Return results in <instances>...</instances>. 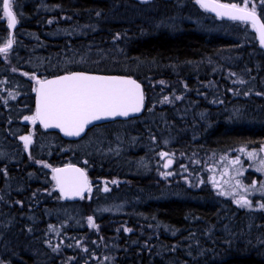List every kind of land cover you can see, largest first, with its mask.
<instances>
[{
    "label": "trees",
    "instance_id": "1",
    "mask_svg": "<svg viewBox=\"0 0 264 264\" xmlns=\"http://www.w3.org/2000/svg\"><path fill=\"white\" fill-rule=\"evenodd\" d=\"M216 1L243 5V0ZM147 3L133 0H13L12 6L19 15L9 52L17 53L19 58L0 64V71L4 73L3 79H0V113H6L7 118L17 125L18 132L26 131L28 123L24 125L19 121L23 117L21 112L32 116L33 96L29 92V82L21 76L22 73L16 72H32L34 68L27 70L25 67L33 64L36 76L40 78L66 73L59 67L63 58L68 56L66 47L69 44L76 48V53L84 46L90 49L91 44L110 53V43L116 37L118 42L123 38L117 45L124 52L123 60L113 65L117 70L105 71L108 65L101 64L93 66L91 70L72 68L69 72L123 74L139 83L147 82L144 108L136 119L94 127L86 135L95 128L103 133H111L109 126L116 127L113 131L115 134H133L141 139L147 132H156L163 125L159 120H154L153 124L145 122L150 95L163 94V89L172 86V91L177 94L182 90L188 91L181 106L164 112V130L168 137L173 138L177 150L187 154L194 147L201 152L204 147L218 151L264 145V53L250 39L247 45L238 47L236 37L204 35L185 20L180 21L178 29L154 33L146 25L147 20H140L144 15L141 5ZM257 4V16L264 23V4ZM45 7L58 8L59 11L54 12L81 23H96L98 17L107 21L99 24L98 31L84 37L69 41L66 38H53L47 35L46 20L50 13L45 12ZM191 7L187 5L180 9L173 0L167 1L159 6L162 10L159 15L148 13L146 18L163 23L177 13L182 19L190 17L193 12L198 14V7ZM135 10L138 13H133ZM124 11L128 13L124 14ZM135 16L140 19L131 24L127 22ZM233 23L231 26L238 25L237 22ZM7 35L0 6V46L7 40ZM32 48L37 49L38 57L30 60ZM2 54L5 53H0V57ZM120 68L123 70H118ZM225 76L226 82L237 79L247 83L245 92L238 86L239 81V88L234 84L230 86V83L226 85L227 95L233 94L235 99L231 106L235 104L242 114L250 115L245 122L237 115L222 124L220 116L214 114L217 110L213 107L212 99L221 98ZM210 81L213 82L211 86L208 85ZM201 83L207 85V89ZM208 89L212 94L193 99L195 92L207 94ZM15 95L19 98L15 99ZM205 96L210 99V117L204 112L208 111L205 109L208 103H204ZM200 112H204L203 120L198 118ZM206 119L211 124L208 128L205 126ZM2 124L0 122V128ZM119 125L130 126V129L117 130ZM33 140L27 159L19 150L16 160L5 165L9 170L8 175H0L2 263L264 264V214H250V222L246 226L245 214L234 211L225 202L222 204L227 209H223L220 200L213 199L209 190L189 192L186 197L159 198L163 188L156 182H149V176L130 177L127 174L126 157L107 160L82 157L93 169V172H85L88 178L113 179L118 183L117 190L112 188L115 198L131 202L130 206L126 205L123 215L112 218L108 215L96 216V234L88 233L79 221V215L84 213L80 201L61 202L54 190L50 172L38 165L44 162L55 167L69 162L84 170L76 151L81 140L63 141L54 133L42 132L37 125ZM7 145L3 143V146ZM70 153L74 157L67 155ZM130 155L134 158L136 153ZM124 180L131 184L128 192L119 183ZM224 224L230 225L228 235L221 231Z\"/></svg>",
    "mask_w": 264,
    "mask_h": 264
},
{
    "label": "rangeland",
    "instance_id": "2",
    "mask_svg": "<svg viewBox=\"0 0 264 264\" xmlns=\"http://www.w3.org/2000/svg\"><path fill=\"white\" fill-rule=\"evenodd\" d=\"M172 0H154L152 3H147L142 6L141 12L144 13L143 17L135 16L130 21H127L131 24V22L137 21V19L142 20V22L147 20L146 25L150 28V30L154 33L157 31H171L179 28V23L182 20L186 22H190L194 25L196 31L204 34V35H223L226 37H236L238 39V47L247 45L248 39H250L257 47V41L255 37V33L253 28L249 24L239 23L231 26L232 22L221 21L215 19L211 16L203 14L199 8L196 12H193L190 17L180 18L177 14L176 16H172L170 19L164 21L163 23L156 22L151 18H146L148 13H153V15L157 16L161 13V8L165 2ZM176 4L177 8H185L187 5L192 6L191 8H197L195 0H173ZM255 2V1H253ZM256 4H261L259 1L255 2ZM257 4V5H258ZM243 6V5H242ZM45 12L50 13L47 14L46 24H47V35L53 38H66L67 41L77 39V37H84L87 34H92L98 31L99 24L102 22H106V19L97 18V22H86L81 23L77 19L71 20V18L67 17L58 12H54L56 10L59 11L58 8H49L45 7ZM12 10L15 13L18 21L19 13L15 11V8L12 6ZM159 11V12H157ZM128 11H124V14H127ZM133 13H138L133 11ZM133 15V14H132ZM138 15V14H137ZM5 19V18H4ZM113 21V20H112ZM6 22V19H5ZM114 22V21H113ZM145 25V26H146ZM123 39V38H122ZM122 39L119 41L121 42ZM3 41L1 46H4ZM116 37H113V43H110V50L106 52L105 49L99 48L98 46L89 45L81 48L79 53L75 52V47H72L69 44L68 47V56L63 58L62 63L60 64L61 69H64L65 72H69V70L76 69H84L91 70L96 65L107 64L104 68L105 71L117 70L113 67V65H117L120 61L123 60L124 52L123 49H119V43ZM27 50V49H26ZM37 49L32 48L29 54V59L33 60L37 58ZM106 53V54H105ZM1 57L3 61H8L9 59H17L19 58L17 53L7 52L6 54H2ZM112 66V67H111ZM32 68L36 69L33 64H29V66L25 69L31 70ZM32 69V72H27L23 70L22 72H16L17 74L22 73V77H24L29 83L28 88L29 92L33 96V77L37 75L36 70ZM123 70V69H118ZM15 73V72H11ZM23 73L25 75H23ZM227 77L225 76V81ZM238 81L240 84L238 85ZM212 81L208 83V85H212ZM230 83V85H238L241 88L242 92H245V85L247 84L243 80H232L227 81L226 84ZM148 85V83H147ZM177 85H180L177 83ZM202 87L207 89V85L201 83ZM237 86V87H238ZM153 88V86H152ZM239 88V87H238ZM250 88V87H249ZM163 94L158 97L156 93H152L150 95V105L147 109V114L145 117L146 122L152 123L154 120H159L163 125L156 130V132H147L146 135L143 136V139L134 136L133 134L129 135H119L113 132L108 133L105 131L104 133L101 130L95 128L91 133L85 136L77 146L78 161L83 164L85 172L92 171L93 169L89 164L85 162L82 157H92L93 159L98 160H107L111 157L114 158H128V175L130 177H150L148 178L149 182H156L158 185L162 186L163 192L159 198H168L170 196H188L190 192H198L201 190H209L210 195L215 200H220L221 206L223 209H227L226 205H223L222 202H225L234 209V211H241L246 215V226L249 224L250 220L248 216L250 214H264V209L260 208L261 204H264V189L261 188V185H264V169L261 168V161L264 160V145L258 147H245L239 146L234 148H224L222 150H211L204 147L203 151H197V149H192L187 154L181 152L176 149L174 146V140L166 135L164 130L165 128V120L163 115L165 116L166 111L172 110L177 106H181V104L185 101V94L188 91L182 90L179 94L175 93L172 86H169L165 89ZM209 92L207 94H200L195 92L193 95V99L197 100L200 95L209 96L212 94L211 90L208 89ZM253 92V89L251 90ZM205 96V102L210 101L209 97ZM234 95H225L223 102H221V98L214 97L212 100L214 101L213 106L216 108V112L214 114L221 115L224 113V119L235 118L237 115L240 116L242 120H248V113L242 114L240 108L235 107V104L231 106V102L233 103L235 99H233ZM255 97H258L257 95ZM14 98H19L18 95H15ZM192 98V95H191ZM220 100V101H219ZM246 101V99H241ZM219 104L222 105V109H220ZM206 109L208 110L205 113L210 115V102L205 104ZM23 108V107H22ZM20 108V109H22ZM196 108V107H195ZM204 108V107H203ZM4 110V106L2 108ZM23 117L19 123H27L28 120L25 119L27 116L25 112H21ZM189 114V113H188ZM190 115V114H189ZM153 116H156L153 118ZM199 118L203 120V113L198 114ZM218 116V117H219ZM210 117V116H209ZM216 117V116H215ZM152 118V120H151ZM246 118V119H244ZM218 118L215 119L214 122L217 121ZM164 120V121H163ZM31 121V120H30ZM207 119L205 120V126L207 128L211 125L210 121L207 123ZM224 121V120H223ZM0 122H2V127L0 128V161L4 160L6 164L14 162L15 156L6 150V148L2 147L4 140H6L8 133H17L18 129L16 126L9 120L6 116L5 112L0 113ZM32 122V121H31ZM30 122L31 129V138L33 139L35 135L32 130L33 125ZM226 123V122H225ZM209 125V126H208ZM147 126V125H146ZM204 127V126H203ZM128 128V129H127ZM130 126L127 125H119L117 130H129ZM110 131H114L116 127L109 126ZM147 131V130H146ZM129 133V132H128ZM5 136V137H4ZM110 137V138H109ZM131 137V138H130ZM30 138V140H31ZM125 139V140H124ZM128 139V140H127ZM173 140V141H172ZM11 141V146L16 143L19 145V150L23 152L27 159V155L29 156V151L31 150L33 143L32 140L28 144V147L25 148V142L22 139H19L16 143ZM128 144V145H127ZM8 146V145H7ZM137 146V147H136ZM81 147V148H80ZM135 147V148H134ZM90 149V150H89ZM243 149V151H241ZM135 150V151H134ZM6 151V152H5ZM69 153L67 150H65ZM64 151V152H65ZM65 152V153H66ZM82 152V153H81ZM91 152V153H90ZM87 153V154H85ZM128 153V154H127ZM130 153H136L135 157L132 158ZM249 153H254V156H249ZM109 154V155H108ZM163 154V155H162ZM68 156L74 157L72 153L67 154ZM93 155V156H92ZM125 155V156H124ZM146 155V156H145ZM95 156V157H94ZM102 157V158H101ZM109 157V158H108ZM144 161V162H143ZM146 161V162H145ZM170 162V165L164 169V165L166 162ZM233 161H239L238 163H233ZM132 162V163H131ZM131 163V164H130ZM42 169L47 171H51L53 166L48 165L44 162H39L38 164ZM133 166V167H132ZM139 166V167H138ZM3 170V169H2ZM153 170V171H152ZM133 171V172H132ZM3 174L8 175L5 170L2 171ZM134 175H133V174ZM204 175H203V174ZM1 174V175H3ZM144 174V175H143ZM146 174V175H145ZM89 187L86 191V194L80 200V205H82V210L84 209V213L80 214L79 221L81 222L82 227L88 233H95L97 231V224L95 222V217L100 215H108L109 217H116L123 215L126 210V205H131V202H122L119 199H116L114 194L112 193V188L118 189V183L113 179L107 180H92L88 178ZM107 182V184H106ZM239 182V184H238ZM125 187V190L128 192L130 190L131 184L130 182L120 181ZM0 189L2 186L0 185ZM107 189V190H105ZM55 190V189H54ZM99 191V192H98ZM105 192V193H104ZM173 193V194H172ZM110 194V195H108ZM97 195V196H96ZM245 198L252 202L251 208H242L239 207L236 203L237 200L241 198ZM95 198V199H94ZM110 198V200H108ZM123 203V204H122ZM128 206V207H129ZM81 207V206H80ZM259 212V213H258ZM116 213V214H115ZM91 218V220H90ZM229 224H224L221 228V231L224 234L228 235L229 232ZM234 235V234H231ZM236 235V234H235ZM2 235H0L1 237ZM8 236V235H4ZM0 264H5L0 261Z\"/></svg>",
    "mask_w": 264,
    "mask_h": 264
},
{
    "label": "snow or ice",
    "instance_id": "3",
    "mask_svg": "<svg viewBox=\"0 0 264 264\" xmlns=\"http://www.w3.org/2000/svg\"><path fill=\"white\" fill-rule=\"evenodd\" d=\"M196 2L202 8L215 11L218 16L251 22L259 32L260 43L264 46V23L257 17L256 4L253 0H243V6L236 3L220 4L215 0H196ZM259 2L264 4V0ZM12 4L13 0H0L3 16L7 18L9 29L15 28L17 24ZM13 42L10 35L4 46L0 47V53L6 54ZM142 104L143 93L135 80L73 73L41 83L36 116H26L25 119L33 122L39 119L45 128H60L67 136H78L92 121L108 116H127L130 112H139ZM21 139L24 140V146L27 148L31 142L30 137L24 136ZM254 155L249 153L250 157ZM238 162L233 161V163ZM261 168L264 169V160L261 161ZM55 171L58 175L53 178L57 181L61 193L79 195L87 187L86 179H69L59 175L65 170L56 169ZM73 171L83 178L84 174L79 169H73ZM261 188L264 189V185H261ZM236 203L242 208L252 207V202L243 197ZM260 208L264 209V204H261Z\"/></svg>",
    "mask_w": 264,
    "mask_h": 264
},
{
    "label": "water",
    "instance_id": "4",
    "mask_svg": "<svg viewBox=\"0 0 264 264\" xmlns=\"http://www.w3.org/2000/svg\"><path fill=\"white\" fill-rule=\"evenodd\" d=\"M133 1L139 2V3H146V2H151L152 0H133ZM215 2L220 3V2H218L216 0H215ZM195 3L208 16H211V17L216 18V19L221 20V21H228V22L229 21H235V22H240V23H247V24H250L252 26L251 22H243V21H239V20H232V19L228 18L227 16H218L215 11L202 8L196 2V0H195ZM220 4H223V3H220ZM1 9H2V6H1ZM6 21H7V18H6ZM6 27H7V31H8L7 39L9 38L10 35H11V37H13V32H14L16 26L13 29H9L8 28V24H6ZM252 28H253L254 33H255V37H256L257 44H258V48L262 52H264V46H262L261 43H260L259 32L253 26H252ZM73 73H84V74L90 75V76L120 77V78L134 80L133 78H131L129 76H125V75L103 74V73H87V72H81V71H72V72H69V73H63V74H59V75H56V76L48 77V78H46L44 80H40V81L35 79L34 81L36 82V84H35L34 93H33L34 116H36L38 100H39V89L41 87V83H43L45 81L56 80V79H58L60 77H63V76H66V75H71ZM138 84L140 85V83H138ZM140 90L142 91L141 85H140ZM142 111H143V104H142L141 110L139 112H130L129 115H127V116H108V117L102 118L100 120H94L91 123L87 124L85 126L84 130L78 136H67V135L64 134V132L60 128H55V127L45 128L43 126V124L40 122L39 119H36L35 121L38 124V126L41 128V130H43L44 132H46V133H55L63 141L74 142V141H77V140L81 139L86 134V132L90 128L94 127V126H99V125H103V124H107V123H112V122H115V121H127V120H131V119H136L142 114ZM169 165H170V162L168 161V162L165 163L163 168L166 169ZM56 169L65 170V171L59 173V175L67 177L69 179H80V180L86 179L87 187L82 192H80L79 195H75V194H67L66 195V194L61 193V191L59 189V185L57 184V181L53 178L54 176L58 175V173L55 171ZM73 169H79L81 172H83V174H84L83 178H81L79 176V173L74 172ZM52 179H53V182H54L56 193L58 194L60 200L63 203H75V202H78L85 195V193H86V191L88 190V187H89L87 176L84 173L83 169L81 167L75 165V164H67V165H61V166L54 167L52 169Z\"/></svg>",
    "mask_w": 264,
    "mask_h": 264
},
{
    "label": "flooded vegetation",
    "instance_id": "5",
    "mask_svg": "<svg viewBox=\"0 0 264 264\" xmlns=\"http://www.w3.org/2000/svg\"><path fill=\"white\" fill-rule=\"evenodd\" d=\"M2 62H3V58L2 57H0V64H2ZM23 75H25V74H23ZM3 77H4V73L2 72V71H0V79H3ZM40 79V80H43L44 78L42 77V78H40V77H38V76H34L33 77V79ZM35 83V82H34ZM225 83V84H224ZM146 84H147V82L146 83H141V87H142V90H143V94H145V88H146ZM222 84H223V88L221 87V102H223L224 101V99L223 98H225V95H227V88H226V81L225 80H223V82H222ZM1 85V84H0ZM35 87V85H33V88ZM226 88V89H225ZM32 101H33V99H32ZM213 107H217V106H213ZM219 107H220V109H222V105L221 104H219ZM253 108V107H252ZM223 115H224V113L223 114H221L220 115V118H221V120L223 121V123L222 124H224L225 122H226V119H224V117H223ZM34 116V113H33V110H32V116L31 117H33ZM30 122L31 121H29V122H27L28 123V126H27V128H26V131H24V132H17V134H12V135H7V138H6V140H4V143H7L8 144V146H2V147H4V148H6V150L8 151V153L10 152L11 154H12V156H15V159L17 158V155H18V151H19V145H18V143H16L19 139H21V137H24V136H27V137H32L30 134H31V129H30ZM32 123V125H33V128H32V130H33V132H34V129H35V125H37L35 122H31ZM21 124H26V123H21ZM31 140H32V143H33V139L31 138ZM11 141L14 143H16V145L14 144L13 146H11L10 144H11ZM12 143V144H13ZM6 152V151H5ZM5 165H7L6 163H5V161L3 160H1L0 161V175L1 174H3V170H5L6 172H7V174H8V172H9V170L5 167ZM3 169V170H2Z\"/></svg>",
    "mask_w": 264,
    "mask_h": 264
},
{
    "label": "bare ground",
    "instance_id": "6",
    "mask_svg": "<svg viewBox=\"0 0 264 264\" xmlns=\"http://www.w3.org/2000/svg\"><path fill=\"white\" fill-rule=\"evenodd\" d=\"M106 54V53H105ZM224 58V57H223ZM221 63V62H220ZM229 64V63H228ZM235 64V63H234ZM127 66V65H126ZM129 66V65H128ZM221 66V65H220ZM214 70V69H213ZM221 70V69H220ZM209 71V70H208ZM219 72V71H218ZM225 84V83H224ZM231 86V85H230ZM226 89V88H225ZM245 94V93H244ZM184 100H186V99H184ZM195 104V103H194ZM203 107V106H202ZM195 109V108H194ZM206 109V108H205ZM180 111V110H179ZM176 112V111H175ZM205 112V111H204ZM203 112V113H204ZM201 113V112H200ZM180 114V113H179ZM190 114V113H189ZM194 115V114H193ZM163 117H164V115H163ZM192 117V116H191ZM168 118V117H167ZM199 118V117H198ZM151 120H152V118H151ZM164 121V120H163ZM171 121V120H170ZM146 122V121H145ZM176 123V122H175ZM179 123V122H178ZM153 124V123H152ZM151 126V125H150ZM130 129V128H129ZM158 130V129H157ZM167 130V129H166ZM115 131V130H114ZM176 131V130H175ZM113 132V131H112ZM121 132V131H120ZM152 132V131H151ZM169 132V131H168ZM171 132V131H170ZM169 135V134H168ZM110 138V137H109ZM131 138V137H130ZM172 139V138H171ZM125 140V139H124ZM128 140V139H127ZM173 141V140H172ZM128 145V144H127ZM137 147V146H136ZM81 148V147H80ZM135 148V147H134ZM90 150V149H89ZM77 151V150H76ZM135 151V150H134ZM78 153V152H77ZM91 153V152H90ZM85 154H87V153H85ZM128 154V153H127ZM88 155V154H87ZM109 155V154H108ZM89 156V155H88ZM93 156V155H92ZM125 156V155H124ZM146 156V155H145ZM76 157V156H75ZM95 157V156H94ZM122 157V156H121ZM120 157V158H121ZM87 158V157H86ZM102 158V157H101ZM109 158V157H108ZM98 159V158H97ZM115 160V159H114ZM144 162V161H143ZM146 162V161H145ZM132 163V162H131ZM130 163V164H131ZM133 167V166H132ZM139 167V166H138ZM30 171V170H29ZM153 171V170H152ZM133 172V171H132ZM33 173V172H32ZM133 174V173H132ZM203 174V173H202ZM134 175V174H133ZM144 175V174H143ZM146 175V174H145ZM204 175V174H203ZM99 192V191H98ZM105 193V192H104ZM97 196V195H96ZM95 199V198H94ZM123 204V203H122ZM259 213V212H258ZM116 214V213H115ZM73 226V225H72ZM80 227V226H79ZM82 230V229H81Z\"/></svg>",
    "mask_w": 264,
    "mask_h": 264
}]
</instances>
